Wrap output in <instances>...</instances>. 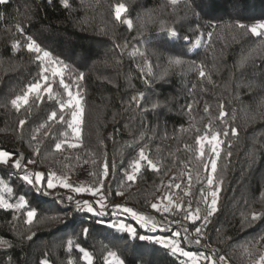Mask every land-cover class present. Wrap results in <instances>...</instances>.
Instances as JSON below:
<instances>
[{
	"label": "trees",
	"instance_id": "trees-1",
	"mask_svg": "<svg viewBox=\"0 0 264 264\" xmlns=\"http://www.w3.org/2000/svg\"><path fill=\"white\" fill-rule=\"evenodd\" d=\"M69 3V9L60 0H8L0 5V13L5 17L0 20V151L13 154L7 164L0 163V180L13 189L10 197L4 193L9 202L14 203L24 195L29 207L37 211L29 226L24 222V209L0 208V264H40L43 259L51 264H68L69 260L85 264L78 250H66L68 239L92 252L94 264H104L103 255L109 248L118 251L125 264H179L168 249L151 241L133 239L97 221L124 220L137 228L138 235L169 237L175 228L151 233L140 228L131 217H97L77 211V200H82L81 203L91 200L95 206L94 199L98 196L70 189L67 194L60 192L64 190L62 187L45 186L37 191L22 177L25 172H56L61 176L68 174L87 187L96 184L102 163L107 159L110 165H115L105 180L109 213L112 205H123L154 219L158 217L159 221L155 220L164 225L179 221L173 225L180 226L182 232L187 227L192 233L202 221L193 224L184 220L183 209L156 212L151 204L171 195L174 202H183L185 207L189 200L193 201V208L197 206L200 189L207 191L203 163L208 156L199 158L196 139L212 131H219L224 141L214 180L222 188L219 210L203 229L202 241L207 249L188 241L182 246L215 257L225 255L224 264H251L264 252V240L252 250L251 256L241 247L264 235V219L249 223L251 211L264 213V107H261L264 38L251 36L236 25L264 22V0H180L176 6L168 0H69ZM119 3L127 8L122 19L132 20L131 29L115 20L114 7ZM17 23L42 47L69 64L73 77L84 74L79 81L85 115L78 148L68 147L75 140L66 124L48 120L54 110L59 115L56 99L50 100L45 95L43 100H35L31 95L29 104L22 105L19 111L11 104L12 99L24 94L38 74L31 54L23 47L12 48L17 40L25 42L16 31ZM172 31L177 35H171ZM198 40L201 44L195 49ZM249 53L253 59L242 67L241 60ZM176 58L183 62L170 63ZM200 65L206 73L203 78L199 76ZM54 92L63 95V89L56 84ZM140 93L143 99L134 102L132 98ZM152 104L157 107L152 109ZM221 104L228 114L222 120ZM69 111L65 110L66 120L70 119ZM254 114L256 119H252ZM21 119L26 120L22 129ZM41 124L46 127L37 132ZM233 127L237 128L238 136L222 135L224 131L230 133ZM65 131L69 133L67 137L63 135ZM34 134L37 141L31 140ZM65 140L57 151L55 144ZM38 141H42L40 153L35 154ZM205 147L207 150L206 142ZM141 148L159 171L141 162L136 181L128 182L124 171ZM253 150L254 159L250 155ZM18 158H22L21 169L12 166V161ZM29 159L35 163L28 164ZM170 181L180 183L181 188L168 189ZM117 192L124 195H116ZM69 196L73 197L71 201ZM164 203L167 201L161 203V209ZM199 206L203 215L205 205ZM85 227L89 229L86 237ZM189 239L194 240V236Z\"/></svg>",
	"mask_w": 264,
	"mask_h": 264
},
{
	"label": "snow or ice",
	"instance_id": "snow-or-ice-1",
	"mask_svg": "<svg viewBox=\"0 0 264 264\" xmlns=\"http://www.w3.org/2000/svg\"><path fill=\"white\" fill-rule=\"evenodd\" d=\"M8 3V0H0V5H5ZM60 3L65 9H69L71 7L69 0H60ZM168 3L172 6H176L180 3V0H168ZM127 11V8L124 3L116 4L114 7V16L116 21H120L128 26L129 29L133 27V22L131 19H122V14ZM4 14L0 13V20H4ZM141 26H143L141 24ZM236 27L245 29V31L251 36L261 37L264 38V22L255 23L250 26L244 24H237ZM16 31L19 32L23 37L25 42L21 44V41L17 40L13 45L12 48L20 49L23 47L26 51L31 54L33 62L36 63L38 68V74L34 78V82L30 83L27 86L26 91L23 95L16 96L15 99L11 100L12 106L19 111L22 105L29 104V96L33 95L35 100H43L44 96L47 95L48 98L56 99L57 104L59 105V115L57 111H52L50 116L48 117L49 121H56L57 123L63 122L66 124L67 129L71 130V135L75 140L74 143H69L68 147L70 148H78L80 147L81 141V127L84 123V115H85V108H84V97L81 94L79 81L84 79V74L81 72L77 76L73 77V69L67 63H65L61 58L54 56L53 53L42 47L40 43L37 42L31 35H28L24 32V28L21 26L20 23L15 25ZM171 35L176 36L177 33L175 31L171 32ZM211 37V33H209V38ZM187 39V37L185 38ZM197 46L199 47V42H197ZM117 47H120L117 44ZM126 47V45H125ZM143 55V53H141ZM252 54L249 53L247 56L243 57L241 60V66L243 67L245 63L252 60ZM183 61L180 58H176L170 63H174L176 65L181 64ZM148 74L151 75V65H148ZM206 73L204 70L203 65L199 66V76L201 78L205 77ZM67 77V79H66ZM208 79L210 80L211 77L209 76ZM59 87L63 89V95L59 92H54L53 84L57 83ZM66 97V99H65ZM133 101H137L138 99H143V93L139 94V97L134 96ZM157 107L156 104H152L151 108L155 109ZM190 107V106H189ZM261 107H264V101L261 102ZM221 111L219 113V117L221 120L228 115L224 110V105H220ZM68 109L70 119H65V110ZM147 110V109H145ZM207 111V108L205 109ZM252 119H256V115L252 116ZM26 120L21 119L19 121V125L21 129L25 125ZM45 124L39 125V128L36 130L37 132L39 129L45 128ZM51 131V128L48 129ZM238 136L237 128H231V131H224L222 135L224 137L229 136ZM45 136L48 135V132L44 133ZM65 137L69 135L67 131L63 133ZM221 133L219 131H212L210 134H205L203 136H198L196 139V144L199 145V158L203 159L206 155L208 156V160L203 163L204 171L207 173L206 176V184H207V191L204 188L200 189V198L195 201L196 207L193 208V201H187V205L185 207L183 202H174L171 195H165L160 198V201L157 203H152L151 208L154 209L156 212L168 213L172 209L176 211L184 210L185 215L183 217L184 220H188L195 224L197 221H202L200 226H196L191 235L197 237L194 240L189 239V229L187 227L183 228L184 235H181L180 231L173 230L171 236L165 237L164 235H138L137 228L133 226L131 223H126L124 220L115 219L105 221H97V223H106L107 227L110 229H115L118 232L126 233L131 236V238L136 239L138 238L141 241H151L165 249H168L173 256L179 260V264H201V259L205 261V264H220V262L226 261L225 255H220L219 257H215V255H205L203 252L193 253L190 250H186L185 247L182 246L184 241H188L189 243H194L196 245H201L202 240L204 239L205 232L203 231L206 228L207 224L210 223V218L219 210L218 209V197L219 193L222 190L221 186L214 182L215 174L218 171V160L220 158V154L222 151L221 145L224 141L220 138ZM143 138V134L141 136ZM32 141H37V136L34 134L31 137ZM67 140L61 141L55 144V149L60 151L64 143ZM205 142L207 144V150L205 147ZM42 141H38L37 145L34 149L35 154L40 153V144ZM228 147L230 148L231 145L229 144ZM12 153L8 151H0V163L7 164L12 157ZM231 151L227 152V157H231ZM250 155L253 157L255 156V150H253ZM22 158H18L14 161L13 167L16 169L22 168L21 163ZM141 162H146L147 166L152 170L159 171L157 164L153 162L152 159L146 154L144 148H141L138 153V157L131 161L129 165V169H125L124 177L128 182H135L137 179V173L140 172L141 169ZM28 164L35 163L34 160L29 159L27 161ZM95 163V161H93ZM115 165L109 164L108 160L105 159L102 163V170L98 174L97 182L95 185L91 186H79L76 187L70 183H68V177L65 176H58L56 172H50L45 174L43 172H34L29 174L25 172L22 179L26 181L28 184L32 185L40 191L41 188L45 187L48 189L55 188L57 186L62 188L70 189L74 193H90L92 196H98V199L95 201L94 206L93 203L89 202L88 200H84L83 203L77 200L75 202V207L77 211H84L87 213H91L97 217H103L105 215H110L111 217H121L127 216L131 217L133 221L139 225L140 228L145 229L151 233H162L168 231L166 225L162 223H158L152 216L143 214L134 210L131 207L123 206V205H112V211L109 213L107 211L108 204L106 203L108 194L104 191L105 188V180L109 178L111 175V169H114ZM93 176H97V173H91ZM192 176L188 175V182L189 185L191 184ZM0 184H3V192L7 193L10 197L13 193L12 187L8 184L4 183L0 180ZM222 184V181H221ZM168 189H180V183H173L169 182L167 185ZM44 195H48L47 191H44ZM116 195H124L123 192H117ZM185 195H189L188 192H185ZM73 199L72 196L68 197V200L71 201ZM167 201V203L163 204V208L161 209V203ZM204 204L205 208L203 210V215H201L202 209L199 206L200 204ZM0 208L3 209H13L15 211H20L24 209V216L25 224L32 225L34 219L37 217V211L34 208L29 207V201L25 198L24 195H20L18 200L14 203L9 202V199L6 198L4 194H0ZM251 219L249 223L254 222L258 219H264V213H258L256 211L250 212ZM17 217H14V219ZM247 219V215L245 217ZM47 219V218H45ZM41 222H44L43 220ZM171 223H179V221H171ZM89 229L84 228L83 234L85 237L88 235ZM33 233L31 236L28 237L29 240L32 239L34 236ZM264 240V235H260L258 238L254 237L253 239L246 242L245 245L241 246L244 251L248 252V254L252 255V250L256 248V246L260 243V241ZM11 244H8V247H11ZM107 247V246H105ZM75 248L81 255V259L85 262V264H94V256L93 253L86 250L82 247L79 243H76L73 239H68L66 244V250L71 252ZM183 257L184 259H180ZM103 262L104 264H125V260L122 258L121 254L118 253L116 250L108 249L106 253L103 255ZM40 264H51V262L47 259L41 260ZM68 264H73L72 260L68 261ZM251 264H264V252L258 256L257 259L253 260Z\"/></svg>",
	"mask_w": 264,
	"mask_h": 264
},
{
	"label": "rangeland",
	"instance_id": "rangeland-1",
	"mask_svg": "<svg viewBox=\"0 0 264 264\" xmlns=\"http://www.w3.org/2000/svg\"><path fill=\"white\" fill-rule=\"evenodd\" d=\"M197 42H199V47H200V44H201V40H198ZM197 42H196V44H195V49L196 48H199L198 46H197ZM56 85H59L58 84V80H57V83H55ZM55 84H53V90H54V85ZM31 96V95H30ZM29 96V97H30ZM68 110V109H67ZM13 163H14V161H12ZM58 175V174H57ZM58 176H61V175H58ZM66 176L68 177V183H70V184H72V185H74V186H76V187H78L77 185L78 184H81V185H83L82 183H80L79 182V180L78 179H76V178H73V177H69L68 176V174H66ZM84 186V185H83ZM57 187H59V186H57ZM62 189H64V190H62V191H60V192H63V193H67L68 192V189L67 188H62ZM3 190V184H0V194H4V192L2 191ZM57 191V190H56ZM59 191H57V192H59ZM54 193V192H53ZM68 194V193H67ZM98 198H95L94 199V203H95V201L97 200ZM79 201H81L82 202V200H79ZM89 201H91V200H89ZM96 207H98V205H95ZM124 217H126V218H128L129 216H127V215H125ZM157 221H159V218L158 217H156L155 218ZM127 223V222H126ZM166 226H167V228L169 229V230H171L172 228H175L176 229V231H180L181 232V235L183 236L184 235V233L182 232V230L180 229V226H178V225H173V223H171V222H168L167 224H166ZM192 235H191V232L189 231V238L191 237ZM195 238H197V237H195L194 236V239ZM202 249H207V247H206V245L203 243V241L201 242V245H199ZM210 253H211V251L210 250H208ZM193 252V251H192ZM199 252H203V253H205V255H208L207 254V252H205V251H196V252H193V253H199ZM210 255V254H209ZM202 260L203 259H201V262H202ZM204 261V260H203ZM220 264H224L223 262H220Z\"/></svg>",
	"mask_w": 264,
	"mask_h": 264
}]
</instances>
